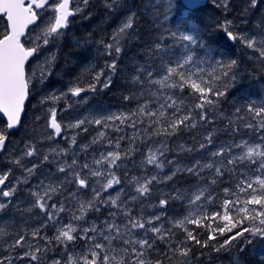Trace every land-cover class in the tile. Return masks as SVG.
<instances>
[{"label": "snow or ice", "instance_id": "1", "mask_svg": "<svg viewBox=\"0 0 264 264\" xmlns=\"http://www.w3.org/2000/svg\"><path fill=\"white\" fill-rule=\"evenodd\" d=\"M89 2L90 0H77L76 6L72 8L70 7L72 0H57L54 4L50 3V0H0V14L6 17V27L0 32V113L6 117V126L0 127V152L6 150L10 131L21 122V113L31 80L38 79L42 83L51 76L56 57L53 54L36 63L30 75L25 71L26 62L29 58L38 56L45 46L63 36V30L67 29L71 23L69 18L82 13L84 8L89 6ZM261 5H264V0H246L242 16L247 17L253 10L260 9ZM104 6L109 10L128 7L122 4V0H105ZM210 6L220 9L225 14L224 20L218 21L216 25L222 35L228 41L238 42L258 54L256 59L264 63V13L255 21L250 31L242 32L234 31V21L227 18L226 14L230 11L231 0H211V5L205 3L204 0H166L164 5L158 3L157 0H146L143 5L145 13H151L158 28L162 29L153 51L159 57L165 71L157 78L154 77L151 66H139L138 75L133 79L142 84L159 85L160 89L169 91L167 93L151 91L148 93L150 98L138 104L132 112L113 113L91 119L85 117L63 128L61 123L57 122L55 109H49L48 127L54 132L47 134L48 140L61 136L62 132L67 129H81L86 123L102 126L104 129H111L117 133L124 131L121 125H126L133 130V133L127 137L118 136L113 140L108 137L106 131H98L91 144L107 140L108 146L113 150L100 152L98 158L93 157L91 164L88 162L80 164L75 158L76 152L73 151L71 162L66 161L58 166L57 171L60 173L71 172L74 179L67 180V183L75 182L78 190L91 187L92 196L87 200L79 199L75 192L69 194L76 200L78 207L65 208L63 201L59 206L55 202L49 205L48 201H52L54 196L62 195L61 189L65 181L58 184L51 182L44 184V181H40L36 185L39 191H32L30 195L36 198L33 207L45 213L47 220L32 230L31 236L33 239L37 237L43 239L45 244L41 247L29 243L27 231L23 234L16 233L14 239L7 244L5 251L9 253L16 252L17 249L21 251L16 252L15 256L9 254L0 257V264H14L15 259L35 261L39 264L41 255L38 254L47 255L49 252L53 253L50 257L51 264H164L165 260L173 258H176L179 264H190L193 245L201 249H211L208 253L210 256L211 253H230L234 242L240 241L241 238L243 243L238 249L240 253L244 252L246 245H252L257 241L264 243V211L248 207L253 205L264 209V104L259 107L253 103L247 104L246 112L251 119L239 115L242 111L239 107L235 109V120L232 117H226L234 137L240 132L242 126L249 130L247 134L254 139H245L243 136L239 140L233 138L231 143L221 144L214 151L209 152L210 159L207 162L202 163L196 160L190 166H181L166 157L169 151L167 139L177 135L181 130L191 131L198 125L205 127L214 122L210 113L219 109L221 99L227 97L230 85L236 80L234 70L238 68V62L235 59L227 61L217 59L215 66L207 73L203 68L195 67V70H192L189 67L202 62V58H197L198 50H204L205 55L209 57L213 51L211 45L203 39L202 22L198 17V13ZM40 10L53 12L49 22L42 28L37 23L41 19ZM177 14L179 23L173 30L167 26V22ZM136 18V11L129 7L128 14L114 30L110 42H101L107 55L112 57L111 62L105 64V69L109 71V74L106 75L104 69L96 72L93 75L94 83L89 85L88 90L96 91L97 83H102L103 88L111 86V74L115 73L116 60L123 51L121 42L134 31ZM29 25H36L39 31L34 35H26ZM203 28H207V25H203ZM22 38L25 39L22 40ZM166 41H171V43H166ZM26 43L29 46H26ZM173 49H183L184 54L174 60L166 59V57L173 56ZM86 70L91 71V68ZM141 75L145 77L144 80L141 79ZM102 76L105 77L104 81H101ZM185 88L198 94L199 101L188 110L180 107L183 100L178 101L174 91L179 90L183 93ZM68 91L73 96H79L85 89L74 86ZM144 95L145 93L141 92V96ZM59 98L55 95L48 97L53 102ZM125 99L130 98L125 97ZM169 109H171L170 112ZM82 130L86 132L87 128ZM214 135V130L207 131L199 143V148L207 149L213 145ZM153 138H157L158 146L147 147V154L141 161V165H152L162 172L166 162L173 166L170 174L161 176L158 172L150 177H133L129 181L134 185L135 194L132 195L125 192L123 188L115 189L114 185H120L122 181L113 169H119L125 160L139 151V144L148 145V141ZM125 139L129 143V148L122 152L119 149L121 141ZM76 144V135H72L70 146ZM88 147H90L89 144L81 145V150H86ZM178 148L182 152L193 151L192 148H185L182 144L178 145ZM69 150L51 148L50 153L60 156L67 154ZM37 155L38 150L35 144L28 143L25 144L22 153L11 161L26 173L22 180L17 181L18 183L27 184L29 179L36 174L39 165L33 163L31 167H27L24 160ZM42 161H49V155H43ZM250 166H255V168ZM205 170L212 174L211 184H216L218 180L222 181L226 174L235 181L234 187L237 191H233L231 187L223 188L226 197L231 195L236 196L237 199L225 198L222 203V214L220 211H213L211 214L207 212L203 207V201L211 202L213 197L211 194L206 195L207 189L199 186H194L191 192H181L176 189L174 194L159 200L158 207L161 209H166L171 200L187 201L188 214L182 219L170 220L171 227H166L162 222L165 216L163 211L159 214L153 213L148 217H145L142 211L133 214L132 206L143 198L151 196V186L154 182L170 181L179 172L200 177ZM10 172L11 169L0 174V196L4 198L14 196L17 190L15 186L4 190L3 186ZM89 177L96 178L97 186L90 185ZM109 189H113L116 195L109 194L105 198L103 193ZM237 192L245 196L243 201L240 200ZM241 204L243 206H240ZM105 205L108 206L109 211L99 224L92 222L83 226L79 223H87L86 217L89 212L99 213L101 207ZM7 206V203H0V212H3ZM232 209H235L238 215L242 214L240 219L234 218L231 214ZM63 212H69L71 218L67 223L57 227L59 214ZM253 212L255 215L251 214ZM257 219H259L257 226L241 227L245 220L255 221ZM217 220L223 223H217L215 228L211 223H204ZM49 222L56 227V235L41 236V229L46 228ZM188 224L195 225L197 228L205 227L208 231L207 239L198 238L199 234H194L193 230L186 227ZM174 228H179L186 234L185 239L177 241L175 245L172 244L173 238L176 237ZM234 229L238 230L234 232ZM217 234L224 239L219 241ZM78 239L84 243L81 245V250L77 252L73 250V247ZM212 241L217 242L212 244ZM160 244L166 245L165 251H160ZM153 253L156 255L153 256ZM200 255L204 256L205 253L201 252ZM231 258L234 264H238V256L233 254ZM261 264H264V261Z\"/></svg>", "mask_w": 264, "mask_h": 264}, {"label": "trees", "instance_id": "2", "mask_svg": "<svg viewBox=\"0 0 264 264\" xmlns=\"http://www.w3.org/2000/svg\"><path fill=\"white\" fill-rule=\"evenodd\" d=\"M90 1L91 2L89 3V6H88L89 10L85 11V14H83V15H85L86 18L85 17L83 18V16H82V19L79 21L80 22V25H79L80 28L78 27V24L76 26L72 27L67 39H65L66 42L59 43L58 52L56 54V59L54 61V66L52 68V74H51V77L56 79V81H54L55 85L61 86L62 88H68V89L71 88V87H74V86H79V87H83V88L85 87L84 89L86 90V89H88L90 84L94 83L92 75H94L96 73L95 72L96 68H98L96 70L97 72L101 70V68L99 69V67H100L99 61H97L98 60V55L101 53V49L103 47L101 42L103 41V42L107 43L108 41H110V38H111L114 30L121 23L119 21V19H117V17L115 16V11H116L117 14L118 13H122V11L125 12L126 14H128L129 7H132V10L136 11V13H137V18H136V23H135V26H137V31L134 32L135 31V28H134V31L131 32V35L121 42L122 45L127 46V51L129 50L128 51L129 54H128V52H126V55H122L123 57L119 56L120 58H118V61H117V68H116V71H115V73L113 75V78H112L113 81L111 83V86L107 89L106 94H102L103 96L100 95V97H103V98H99V103L101 105L102 104L104 105V103L102 102V101H104L103 99L109 98L108 105H110L109 107H110V109L113 112H116L118 114H120V113H129V112L134 111L137 108L138 104L144 103L145 99H149L150 97H149L148 93H150L151 91H157V92L163 91V92L167 93L169 90L160 89L159 85H148L147 83H143L142 84V83H139L137 81H134V79H133V77L138 75V72H137L136 69H138L139 66H151L152 69H153V75L156 74V75H154V77H157V78L160 75H162L164 73V71H165V70H163L164 67L161 66L159 57L153 51L154 44L158 40V37L161 34L160 32H162V29L158 28V25L155 22L154 16L151 13H149V14L145 13L143 5L146 2V0L145 1L144 0H122V4H124V5L128 6V7H121L118 10H115L114 12L113 11L109 12V9L107 10V8H105V10H102V12H99V13L96 11V7H94V8L92 7L93 5H95L96 1L95 2H94V0H90ZM157 2L160 3L161 5H164L166 3V0H157ZM92 3H94V4H92ZM245 3H246V0H241V1L240 0H231V8H230V11H229L230 13L228 12L226 15H227L228 19H231V20L234 21V31H242V32L243 31H250L251 28L253 27L255 21L259 18V15L264 13V5H261L260 9L253 10V12L249 13L247 17L242 16V10H243V6H245ZM208 4L211 5V0H208ZM91 8H93V9H91ZM219 11H221V10L210 6L205 11H203L201 13H198V17H199V19L202 22V31L204 33L203 39H205L207 41V43L211 45V48L213 49V51H212V53H211V55L209 57V56L205 55V51L204 50H198L197 58H202V62L199 63L200 65L198 64L196 66L199 67V68H203L205 70V72L206 71L210 72L212 67L215 66V61L217 59H222L224 61H227V60H230V59H235V60H237V62L240 61L241 64L238 62V68H236L234 70V71L237 70L235 72L236 75H237L236 76V80H235V82L232 85H230L229 94L227 95V97L221 99L220 106H219V109H218L219 111L217 110V111H214V112L210 113V116L213 118L214 122L212 124H209V125L205 126V127H199V125H198L197 128L192 129L191 131L181 130L177 135L167 139L168 143L170 142L169 144H167L169 149L172 151L173 154H175V157L177 156V158H178L177 160L180 161V162L188 163L189 161L191 162L193 160H201L202 163L203 162H207L210 159V156L208 155V153H209L208 151L215 150L221 144L231 143L233 141V138H235L236 140H239L241 136H243V137H252V136L247 134L249 130L244 129L242 126L240 128V132L238 134H236L235 137H234L233 134L231 133V126H229V124H228V119H225V118L226 117H232V118H234L233 120H235V116H234L235 109L237 107H239V108L242 109V111H241V113H239V115H243L247 119H251V117L246 112L247 104L253 103L257 107H259L261 104H264V63H261L259 60L256 59V56L258 54L253 53L250 49L245 48L240 43L237 42V43L229 44L227 42L226 37L222 35V33L219 31V29L216 26L217 25L216 23L218 21L222 22L224 20L223 18H225V14L222 13V11L221 12H219ZM219 14H220V16H219ZM229 15L231 17H229ZM175 17H176L177 20L175 19ZM82 20H84V21H82ZM245 20L247 22H245ZM90 21H91V23H90ZM96 21H98V22H96ZM83 22H85V23H83ZM178 23H179V20H178V14H177L176 16H173L167 22V25H168V27H170L173 30H175V28H176ZM115 24H116V26H115ZM205 24L207 25V28H203V25H205ZM95 25H96V27H95ZM98 25L99 26L102 25V26L99 27ZM92 26H93V29H92ZM87 27H89V29ZM113 27H114V30H113ZM98 28H99V30H98ZM89 30H90V32H89ZM99 31H102V32H99ZM88 39H90V40H88ZM101 39H103V40H101ZM94 41H96V43ZM75 43H76V45H75ZM166 43H169V42L166 41ZM170 43H171V41H170ZM71 45L73 47H71ZM131 45H133V46H131ZM65 49H66V51H65ZM236 49L239 52L236 51ZM71 51H73V53ZM183 52H184L183 49H173V53H174L173 56L166 57V59L173 60L176 57L184 54ZM86 53H88V54H86ZM96 53H98V54H96ZM60 54H61V56H60ZM76 55H78V56H76ZM242 55H243V57H242ZM72 57H74V58H72ZM155 57H156V59H155ZM239 57H241V58H239ZM247 57H249V58H247ZM89 58H91V59H89ZM129 58H131V61L128 60ZM141 59H143V60L141 61ZM204 60H205L206 63L204 62ZM81 61H83V63ZM89 61H90V63L87 64V62H89ZM133 63H135L136 65L133 64ZM158 63H159V65H158ZM254 63H256V64H254ZM66 65H68L67 68H66ZM203 65H205V66H203ZM196 66H189V67H191L192 70H195ZM252 67L254 69H256V68L257 69L253 70ZM86 68H88V69L91 68V72L85 70ZM249 68H250V70H249ZM63 70L65 71L66 74L64 73ZM79 70H82V71H79ZM129 70L131 71V73H130ZM247 71H249L250 74ZM79 73H80V75H79ZM92 73H94V74H92ZM63 74H64V76H63ZM70 74H73V75H70ZM74 74L75 75L78 74V75L75 76ZM217 74H219V70H217ZM70 76L73 77L74 79H72ZM241 76H243V77H241ZM88 77H89L90 81H89ZM61 78H62V80H61ZM75 78H76V80H75ZM77 78H79V79H77ZM141 79L144 80L145 77L143 75H141ZM64 80H66L65 81L66 83L64 82ZM61 81H62V84H61ZM224 83H227V81H224ZM127 84H129V85H127ZM63 85H65V86H63ZM114 85H116V86H114ZM99 86H100V83H97L96 88H98ZM118 87L121 88V89H119ZM129 87H130V89H129ZM259 89H260V91L258 92L257 90H259ZM252 90H253V92L256 91V93H253ZM126 91H128V92H126ZM174 91H175V96L178 98V101L180 99L183 100V104L180 105V107L182 109H184V110L192 109L193 106L196 103L199 102L198 99H197L198 94L193 93L192 90L189 89V88H185L183 93L179 92V90H174ZM141 92H144L145 95L141 96ZM120 93H122V94H120ZM113 94H114V96H113ZM252 94L253 95L255 94V96H253ZM130 95H131V97H130ZM111 97L113 99H111ZM124 97H129L130 99H125ZM254 97H256V98L254 99ZM226 98L229 99V100L227 101ZM101 99H102V101H101ZM234 101H235V104H234ZM121 102H123V103H121ZM223 103H225L226 105L223 104ZM121 104H123V105H121ZM117 105L119 106V110H118V106ZM153 107H155V105H153ZM170 111H171V109H169V112ZM215 113H216V115H215ZM231 113H233V114H231ZM117 123H119V122H117ZM0 127H3V126H0ZM121 127H124V126H121ZM139 127H143V126H139ZM213 130L215 132L214 144L209 146L207 149L198 148L199 147V143L202 141L203 136L207 133V131H213ZM107 134H108L109 138L113 136V133H111V131H107ZM113 138L115 139V136H113ZM156 140H157V138H153V141L155 143H156ZM151 141L152 140H150L148 142H151ZM101 142L104 143V142H107V140H104V141H101ZM122 142H124V141L122 140L121 143ZM102 143H98L97 146H99V147L95 146L94 149H96V150L101 149L102 146H100V145ZM181 144L184 145L185 148H192L193 151L192 152H182V151H180L179 148H178V145H181ZM120 147L122 148V149L120 148V151H123V150L128 149L129 146L125 147V149H124V146H122V145H120ZM104 148H106V147H104ZM142 152H143V150H142ZM196 153H199V154L196 155ZM203 157H204V159H203ZM250 167L251 168H255V166H250ZM245 171H247V170L245 169ZM183 175H185V177ZM177 176H178V178H177ZM211 176H212V174L209 171L204 175V177L202 179H200L201 176L197 177V176H193L191 174L188 175V174H185V173H181V174L177 173V175L175 176L176 178L173 177V179L171 180L172 182L171 181H170V183L168 182L169 187H168V184L166 183V185L164 184V186L162 188L156 189V192L160 191V192H163V193L174 194L176 189H179L182 192H189V190L192 187L198 186V185H200V183H206L205 186H208V188L210 189L213 197H216L215 200L213 199V202H212L213 208H216L214 206L216 200H223L225 198H227V199L230 198L229 197L230 195L227 196V197L225 196V194L223 192V188L224 187H231L233 189V191H237V190L234 187L235 181L231 177H229L227 174L225 175V177L223 178L222 181L218 180L216 184H211ZM188 178L192 179V181L190 179H188ZM180 180H184V181H180ZM186 182L188 184H186ZM164 188L167 191H165ZM160 189H162V190H160ZM160 192H158V193L160 194ZM238 193L239 192H237V194ZM241 195H242V198L245 199V196L243 194H241ZM156 197L158 198V196H156ZM164 198H166V197H164ZM176 201L177 200L174 201V204L176 203ZM174 206L172 208L176 212L173 211V214L174 213L175 214L184 213V211L182 210V208H180V206H175L176 208ZM250 206H253V205H250ZM203 207L205 209L207 208V212L209 213V211H210L209 208L212 207V206L203 205ZM168 208H170V207H168ZM260 210L264 211L262 209H260ZM231 214L234 216L235 219L237 217L241 218V216H242V215L238 216V214L235 211H233V210H231ZM204 223L205 224L211 223L212 227L215 228L217 226V223L222 224L223 222L217 220L216 222L205 221ZM186 227L189 228L190 230H193L194 234H199L198 238H200L202 240L207 239L208 231L206 230L205 227L197 228L195 225H192V224H188V225H186ZM173 231L176 233V237L173 238L174 240H172V244L175 245V243H177V241L183 240V238H185L186 234L179 228H174ZM233 231H236V229H234ZM183 234L185 236H182ZM226 235H230V233H226ZM245 235L247 236V234H245ZM217 237H218L219 241H222L224 239V237H221L218 234H217ZM177 238H179V239H177ZM216 242L217 241H212L211 243L215 244ZM189 243L191 244L192 242H189ZM242 243H243V240L241 238L240 241L234 242L232 250H231L230 253H220V254L211 253L210 256L208 255V253L211 252V249H201L199 246L193 245V249L194 250H193V253H192V256H191L190 264H205L206 261H208V263H206V264H234V263H232L234 261L231 258L233 256V254L238 256V258H239L238 259V264H261V262L264 261V243H261V242L257 241L253 245H246L244 252H242L240 254L238 249L241 247ZM164 247L166 248V245L165 246H164V244L160 245V251L161 252L164 251V249H165ZM247 250H249V251L247 252ZM255 250H257V251L255 252ZM201 252H204L205 255L201 256L200 255ZM251 254H253V255H251ZM154 255H155V253H153V256ZM242 257H243L244 261L242 260ZM160 258L163 259V257H160ZM164 264H179V263H178V260L176 258H173L172 260H165Z\"/></svg>", "mask_w": 264, "mask_h": 264}, {"label": "rangeland", "instance_id": "3", "mask_svg": "<svg viewBox=\"0 0 264 264\" xmlns=\"http://www.w3.org/2000/svg\"><path fill=\"white\" fill-rule=\"evenodd\" d=\"M76 3H77V0H75V2H74V7L76 6ZM104 4L105 3H102V5H101V7H103V10L106 8L104 6ZM87 10H88V7L86 8V11ZM112 11L114 12L115 10H112ZM109 12H111V10H109ZM126 15L127 14L123 13V11H122V13H118V14L115 11V16L116 17L118 16L117 19H119L120 22L125 18ZM52 16H53V12L51 10H47L44 13V15H43V20H42V22L40 24V28L44 27L45 24L49 22V20L51 19ZM37 31H39V28H37L36 30H34L30 34L34 35L35 32H37ZM61 37L58 40H56L54 43H52V44H50L48 46H45L41 50V52L38 54V56L35 57V59L32 61L31 66L29 68V73H28L29 75L31 74V69L33 67H35L36 63H38L39 61L44 60L47 57H50L53 54L56 57V54H57L58 50H55V48L52 49V45L53 44L54 45L57 44L60 41ZM108 42H110V41H108ZM123 52L124 51H122L120 56H122ZM99 56L101 58L105 57V58H111L112 59V57L107 55L105 50H102L101 53L99 54ZM48 78L50 80H52V81L54 80V79L51 78V76H49ZM48 78L46 80H44L42 83L39 82L38 79H32L31 80V82L29 84V87H30V89H32V96L33 95H35V96H34L32 104L30 106L29 116L27 118V121L24 123L23 127L21 128V130L17 134L16 139L14 141L11 140L9 142V144L7 145V148H6L7 149V153L4 156L6 159L8 158L7 160L10 162V164L12 166L9 167V168H5V167H1L0 168V174L8 172L9 169H11V172L9 174V176L13 180L11 187L15 186L16 189L17 188L20 189V191H18L19 189L16 190V194L14 196H12L13 200L11 202H10V198L11 197L9 198L8 207H7L8 212L6 213L5 226L2 229H0V240L2 241V242L0 241V257H2L1 253H5L6 252L4 249L6 248L7 244L10 243L12 241V239H14V234H16V233L23 234L25 231H27L28 232L27 241L29 243H31L33 245H36V246H41V247H43V245L45 244V241L43 239H40L39 237L33 239L32 236H31L32 230H34L35 228L39 227L44 221L47 220V216H46L45 213L41 212V210L39 208L33 207L36 198L33 197L32 195H30V193L32 191H34V190L35 191H39V189H37V187L35 186V185L39 184V179H40V181H44V184H48L49 182H51L53 184H58L59 182L65 181L64 187L61 189L62 195L61 194H57L56 196H54L52 201H48L49 205H51V203L55 202L59 206V204L63 200L65 208L78 207L76 200L73 199L69 194L75 192L79 199L87 200V199L91 198V196H92L91 187H89L88 189L78 190L77 184L75 182H72V183H67L66 182L67 180H73L74 179L72 174H71V172H69L67 174L66 173H60V172L57 171L58 166L64 164L66 161L68 163H70L71 160L73 159V155H72L73 151L76 152L77 155H76L75 158L78 160V162L80 164H83L84 162H88V163L91 164L94 156L98 158L100 152H106V151L110 150V149L106 150V148H104V147H108V144H106L107 142H104V143L101 144L103 149L102 148L100 150L98 149L99 152H97L98 150H96L94 148L91 149L90 148L91 145H90V147H88L89 149L87 148L86 150H82V152H81V145H84L85 143L84 144L77 143L76 145H71L70 146V138H71V136L72 135H76V136L78 135L77 129H69V130L67 129V131L62 133V137H61L60 140H54V139L48 140L46 138L47 134L50 133L48 131V127H47L48 121H49V118H50L49 109H52V108L55 109V111H56V119H57V121L59 123H61L62 128L64 126L68 125V124L75 123L79 119H84L85 117H88V118L91 119V118H94V117L95 118H100L102 116H106L107 114L108 115L112 114V113H109V112H102V111H100V112L95 111L94 112V108L90 105V103H88V102H90L88 100H90L91 97H85V100H84V98L75 99V98L72 97V94L70 92H68V93H66L65 91L61 92L62 90L60 88L59 89H52V88L48 89V87H47ZM104 79H105V77H103V79H101V81H104ZM44 91H45V93H44ZM51 92H52V94H51ZM52 95H55V96L60 97V98L57 101L53 102L51 99H48V97H50ZM84 95L85 94L83 93L82 96H84ZM37 98H39V99H37ZM37 100H40V102L37 101ZM46 100L48 101V103L46 102ZM42 102L43 103L46 102V103L43 104ZM62 102H63V104H62ZM70 103H72V104H70ZM57 104H60V105H57ZM54 105H57V106H54ZM70 112H73V113H70ZM74 112H75V114H74ZM92 116H94V117H92ZM92 126H94V127L92 128ZM96 126L97 125H95V124H87L86 123L85 125L82 126V128H87L86 132H89V131L95 132L92 129L96 128ZM121 126H125V125H121ZM99 128H101V131H106V132L107 131H111V133H113V136H115V138L118 137V136L127 137V136L132 135V133H133L130 130L125 129V128H123L125 130L123 132H120V133L112 131L111 129H104L101 126ZM98 131H100V129L96 130L95 137L97 136ZM86 132L84 133L85 135H86ZM79 136L76 137V139L77 138L83 139V137L81 138ZM113 136L110 137V138L114 139ZM84 138L87 140L86 137H84ZM245 139H254V137H248V138L246 137ZM123 141H126V143L125 142L124 143H125L126 147H128L129 143H128L127 139H125ZM28 143H34L35 144V146H36V148L38 150V155L25 159L24 160V164L27 167H31L33 163H36V164L39 165V167L36 170V174L34 176H32L33 178L29 179V181H30V182L28 181L29 183H27V184L18 183L17 181L18 180H22L23 177L26 175V173L23 171V169L21 167H19L18 165L12 163L11 161L22 153L25 144H28ZM87 144H89V142H87ZM148 146H158V145L153 140L151 142H148V145L139 144L140 153L142 152V150L144 152V153H142V160L144 159V156L147 154V147ZM51 148H58V149L67 148V149H70V150H69V152L67 154H63V155H60V156H53V154L50 153V149ZM111 150H113V149H111ZM212 151H214V150H212ZM208 152H211V151H208ZM167 153L170 154V155L166 156L168 160H173L174 163H178L181 166H190L192 164V162L196 161V160H194V161H191V162H188V163L180 162L177 159H175V158L173 159L172 158V156H175V154H173L170 149H169V151ZM136 154H137V152H135L133 155H136ZM43 155H49V161H42V156ZM132 156H130L128 158V161L125 160L123 162V164L120 167L121 170L124 169L125 166H128L129 164H133L131 162L136 160V158L138 157V156H135V157L133 156L134 159H132ZM161 159H162V157H161ZM52 161H55V162H52ZM118 163H120V162H118ZM136 166H137V168L136 167H131L129 172L130 173H134L135 170L137 171V169H139V170H141V172H145L144 174H149V175H147L148 177L154 175V174H152L153 171H156L155 173H158V172L160 173L161 172L160 170L155 169L154 166H152V165H144V166H142L141 162H139L138 160H136ZM165 166H166V168L164 167L163 171L160 173V175L162 174V176L166 175L167 173L170 174L169 171H171V169L173 167L172 165H168L166 162H165ZM93 167H96V166L93 165ZM77 170H79V169H77ZM131 170H133V171H131ZM148 170L151 171L150 172L151 174L148 173L149 172ZM84 171L87 172V170H84ZM207 172H208V170H205L204 172H202L200 174V175H202L201 177L203 178L204 175ZM179 173L181 174L183 172H179ZM185 174H187V173H185ZM117 176L120 179L124 178L120 174H118ZM31 179L32 180L34 179V180L32 181ZM95 180H96V178L89 177V183L93 187L97 186L95 184ZM17 184H19V185H17ZM157 185H158V183H157ZM205 185H206V183H200V185H198V186L199 187H204V188L207 189V191L205 193L206 195H208V194L212 195V193H211L210 189L208 188V186H205ZM132 186H133V190H134V185L132 184ZM114 188L115 189L123 188L124 191H125V187L122 186L121 184L120 185H114ZM193 190H194V187H192L189 190V192H191ZM158 192H160V191H158ZM158 192H156V191L154 192V194L156 196H158V198H160L161 196L162 197H166L167 195L169 196L171 194V193L167 194V193H163V192H160V194H159ZM109 194L115 196L116 192L113 189H109V190H107V192L103 193V196L106 198ZM237 195L239 196L240 200L243 201L241 193H238ZM212 197H213V195H212ZM229 197H230L229 198L230 200H236L237 199L236 196H231L230 195ZM215 198L216 197H213L214 200H215ZM213 199H212L211 202L203 201V205L212 206V207L209 208V210H210L209 213L210 214L213 211H220L221 214H222V212H223L222 203H223L224 199L223 200H216V202L214 204V206L216 208H213V205H212ZM177 202H178L177 204H182L181 208L184 211V213H177V214L174 213L173 214L174 210L171 207L168 208V209H161L159 207H153V206L145 207L141 211L143 212V215L145 217L151 216V215H153V213L158 214L156 209L158 210V212L163 211L165 213V216H164V218H162V222L165 224L166 227H171V224L169 223L170 220L182 219L185 215L188 214L187 201L186 200H177ZM19 206H21V207H19ZM240 206H243V205L241 204ZM248 207L250 209L251 208H256L257 211H260L259 206H248ZM20 208H21V210H20ZM22 208H23V210H22ZM206 210H207V208H206ZM232 210L236 212L235 209H232ZM262 210H264V209H262ZM108 211H109L108 206H106V205L102 206L101 207V211L99 213L89 212L88 216L86 217L87 223H83V222H79V223H82L83 226H87V224H90L92 222H96L97 224H99L100 221L103 220L107 216ZM141 211H139V212H141ZM8 214H10V215H8ZM251 214L255 215V212H253ZM240 215H242V214H239L238 216H240ZM69 217H70V213L69 212L60 213L59 214V223L56 226L60 227L63 224L67 223L70 220V218H71V217L70 218ZM236 219H240V218L237 217ZM258 223H259V219L255 220V221L245 220L244 224L241 225V227H254V226H257ZM237 230L238 229H236V231ZM40 234H41V236L53 237L54 235H56V227H53L52 226V222H49L48 226L46 228H42L41 229V233ZM83 243H84V241L78 239L75 242L76 248L73 249V250L77 251V252L80 251L81 250V245ZM19 251H21V250H19V249L16 250V252H19ZM16 252H11V253L6 252V254L7 255L11 254V255L15 256ZM38 255H41V260L39 261V264L44 263L43 262L44 259L42 258L43 254H38ZM47 255H51L52 256L53 253L49 252ZM45 263L46 264H51L50 257L47 258V261L45 260ZM14 264H37V262H35V261H31L30 262L28 260L21 261L19 259H15L14 260Z\"/></svg>", "mask_w": 264, "mask_h": 264}, {"label": "bare ground", "instance_id": "4", "mask_svg": "<svg viewBox=\"0 0 264 264\" xmlns=\"http://www.w3.org/2000/svg\"><path fill=\"white\" fill-rule=\"evenodd\" d=\"M96 1V3H95V5H93L92 7L94 8V7H96V11L99 13V12H102V10H103V7H101V5H102V3H105V0H94V2ZM145 1V0H144ZM241 1V0H240ZM141 3V2H140ZM92 4H94V3H92ZM128 4V3H127ZM132 4V3H131ZM244 7V6H243ZM93 8H91V9H93ZM89 10V9H88ZM105 10V9H104ZM108 10V9H107ZM262 10V9H261ZM95 11V12H96ZM112 11V10H111ZM106 12V11H105ZM219 12H221V11H219ZM123 13H125V12H123ZM230 13V12H229ZM260 13V12H259ZM93 14V13H92ZM126 14V13H125ZM144 14V13H143ZM223 15V14H222ZM92 16V15H91ZM219 16H220V14H219ZM260 16V15H259ZM118 17V16H117ZM229 17H231L230 15H229ZM146 18V17H145ZM203 18V17H202ZM82 19V18H81ZM123 19V18H122ZM139 19V18H138ZM152 19V18H151ZM175 19H176V17H175ZM222 19V18H221ZM224 19V18H223ZM93 20V19H92ZM107 20V19H106ZM148 20V19H147ZM177 20V19H176ZM175 20V21H176ZM82 21H84V20H82ZM116 21V20H115ZM120 21V20H119ZM140 21V20H139ZM146 21V20H145ZM174 21V20H173ZM96 22H98V21H96ZM106 22V21H105ZM210 22V21H209ZM83 23H85V22H83ZM82 23V24H83ZM90 23H91V21H90ZM108 23V22H107ZM106 23V24H107ZM113 23V22H112ZM118 23V22H117ZM142 23V22H141ZM206 23V22H205ZM94 24V23H93ZM105 24V23H104ZM110 24V23H109ZM139 24V23H138ZM217 24V23H216ZM79 25H80V22L78 23V27H79ZM86 25V24H85ZM91 25V24H90ZM89 25V26H90ZM172 25V24H171ZM206 25V24H205ZM99 26V25H98ZM100 26H102V25H100ZM99 26V27H100ZM108 26V25H107ZM106 26V27H107ZM115 26H116V24H115ZM168 26V25H167ZM95 27H96V25H95ZM112 27V26H111ZM80 28V27H79ZM88 29H89V27H87ZM102 28V27H101ZM150 28V27H149ZM210 28V27H209ZM92 29H93V26H92ZM97 29V28H96ZM95 29V30H96ZM106 29V28H105ZM154 29V28H153ZM98 30H99V28H98ZM101 30V29H100ZM103 30V29H102ZM113 30H114V27H113ZM93 31V30H92ZM107 31V30H106ZM109 31V30H108ZM137 31V26H135V31L134 32H136ZM155 31V30H154ZM78 32V31H77ZM89 32H90V30H89ZM98 32V31H97ZM99 32H102V31H99ZM208 32V31H207ZM82 33V32H81ZM80 33V34H81ZM86 33V32H85ZM84 33V34H85ZM104 33V32H103ZM161 33V32H160ZM83 34V33H82ZM99 34V33H98ZM101 34V33H100ZM105 34V33H104ZM107 35V34H106ZM89 36V35H88ZM87 36V37H88ZM97 36V35H96ZM105 36V35H104ZM138 36V35H137ZM86 37V38H87ZM92 37V36H91ZM95 38V37H94ZM98 38V37H97ZM101 38V37H100ZM99 38V39H100ZM67 39V38H66ZM96 39V38H95ZM156 39V38H155ZM85 40V39H84ZM88 40H90V39H88ZM101 40H103V39H101ZM227 40V39H226ZM64 42H66V41H64ZM63 42V43H64ZM74 42V41H73ZM76 42V41H75ZM90 42V41H89ZM88 42V43H89ZM95 43H96V41H94ZM98 42V41H97ZM129 42V41H128ZM169 43H170V41H168ZM227 42L229 43V44H233L232 42H230V41H228L227 40ZM132 43V42H131ZM71 44V43H70ZM129 44V43H128ZM75 45H76V43H75ZM90 45V44H89ZM94 45V44H93ZM237 45V44H236ZM70 46V45H69ZM131 46H133V45H131ZM71 47H73L72 45H71ZM75 47V46H74ZM93 47V46H92ZM122 47H123V54L122 55H126V52H128L127 51V46H125V45H122ZM70 48V47H69ZM77 48V47H76ZM71 49V48H70ZM74 50V49H73ZM65 51H66V49H65ZM77 51V50H76ZM96 51V50H95ZM181 51V50H180ZM236 51H238L237 49H236ZM72 53H73V51H71ZM93 52V51H92ZM239 52V51H238ZM241 52V51H240ZM67 53V52H66ZM138 53V52H137ZM184 53V52H183ZM78 54V53H77ZM86 54H88V53H86ZM90 54V53H89ZM96 54H98V53H96ZM128 54H129V52H128ZM182 54V53H181ZM82 55V54H81ZM183 55V54H182ZM60 56H61V54H60ZM76 56H78V55H76ZM101 56V55H100ZM99 55H98V60L97 61H99V64H100V67H99V69L101 68V69H104L105 70V74L106 75H108L109 74V71L107 70V69H105V64L106 63H110L111 62V58H105V57H103V58H101ZM128 56V55H127ZM137 56V55H136ZM234 56V55H233ZM69 57V56H68ZM82 57V56H81ZM88 57V56H87ZM96 57V56H95ZM123 57V56H122ZM144 57V56H143ZM215 57V56H214ZM242 57H243V55H242ZM72 58H74V57H72ZM85 58V57H84ZM97 58V57H96ZM120 58V57H119ZM135 58V57H134ZM145 58V57H144ZM207 58V57H206ZM213 58V57H212ZM236 58V57H235ZM239 58H241V57H239ZM247 58H249V57H247ZM67 59V58H66ZM82 59V58H81ZM89 59H91V58H89ZM138 59V58H137ZM155 59H156V57H155ZM70 60V59H69ZM86 60V59H85ZM96 60V59H95ZM129 61H131V58H129L128 59ZM127 60V61H128ZM143 59H141V61H142ZM174 60V59H173ZM208 60V59H207ZM239 60V59H238ZM74 61V60H73ZM92 61V60H91ZM117 61H118V59L116 60V64H117ZM120 61V60H119ZM123 61V60H122ZM126 61V62H127ZM149 61V60H148ZM246 61V60H245ZM248 61V60H247ZM254 61V60H253ZM76 62V61H75ZM82 63H83V61H81ZM135 62V61H134ZM144 62V61H143ZM154 62V61H153ZM204 62H205V60H204ZM239 63H240V61H238ZM67 63V62H66ZM88 63H90V61L89 62H87V64ZM92 63V62H91ZM98 63V62H97ZM125 63V62H124ZM141 63V62H140ZM206 63V62H205ZM81 64V63H80ZM93 64V63H92ZM120 64V63H119ZM122 64V63H121ZM133 64H135V63H133ZM132 64V65H133ZM241 64V63H240ZM254 64H256V63H254ZM75 65V64H74ZM73 65V66H74ZM85 65V64H84ZM83 65V66H84ZM96 65V64H95ZM98 65V64H97ZM124 65V64H123ZM128 65V64H127ZM136 65V64H135ZM140 65V64H139ZM154 65V64H153ZM156 65V64H155ZM158 65H159V63H158ZM200 65V64H199ZM243 65V64H242ZM261 65V64H260ZM67 66L68 65H66V68H67ZM81 66V65H80ZM203 66H205V65H203ZM258 66V65H257ZM85 67V66H84ZM97 67V66H96ZM197 67V66H196ZM242 67V66H241ZM74 68V67H73ZM78 68V67H77ZM95 68V67H94ZM123 68V67H122ZM126 68V67H125ZM132 68V67H131ZM253 68V67H252ZM262 68V67H261ZM71 69V68H70ZM86 69H88V68H86ZM85 69V70H86ZM98 68H96V70H97ZM158 69V68H157ZM247 69V68H246ZM257 69V68H256ZM256 69H254L253 68V70H256ZM259 69V68H258ZM74 70V69H73ZM72 70V71H73ZM77 70V69H76ZM95 70V72H97ZM125 70V69H124ZM137 70V69H136ZM155 70V69H154ZM160 70V69H159ZM163 70H165V69H163ZM244 70V69H243ZM249 70H250V68H249ZM64 71V70H63ZM62 71V72H63ZM69 71V70H68ZM75 71V70H74ZM79 71H82V70H79ZM78 71V72H79ZM130 71V70H129ZM237 71V70H236ZM235 71V72H236ZM252 71V70H251ZM258 71V70H257ZM67 72V71H66ZM71 72V71H70ZM76 72V71H75ZM91 72V71H90ZM94 72V71H93ZM94 72V73H95ZM160 72V71H159ZM162 72V71H161ZM207 72V71H206ZM248 73H249V71H247ZM263 72V71H262ZM64 73H65V71H64ZM72 73V72H71ZM87 73V72H86ZM94 73H92V74H94ZM130 73H131V71H130ZM246 73V72H245ZM66 74V73H65ZM89 74V73H88ZM91 74V75H92ZM250 74V73H249ZM258 74V73H257ZM70 75H73V74H70ZM75 75V74H74ZM78 75V74H77ZM77 75H75V76H77ZM79 75H80V73H79ZM84 75V74H83ZM154 75H156V74H154ZM252 75V74H251ZM63 76H64V74H63ZM93 76V75H92ZM237 76V75H236ZM246 76V75H245ZM68 77V76H67ZM71 77V76H70ZM126 77V76H125ZM133 77V76H132ZM241 77H243V76H241ZM249 77V76H248ZM52 78V77H51ZM60 78V77H59ZM58 78V79H59ZM69 78V77H68ZM72 79H74L73 77H71ZM116 78V77H115ZM134 78V77H133ZM52 79H54V78H52ZM57 79V80H58ZM77 79H79V78H77ZM86 79V78H85ZM88 79H89V77H88ZM101 79H103V76L101 77ZM118 79V78H117ZM132 79V78H131ZM61 80H62V78H61ZM70 80V79H69ZM75 80H76V78H75ZM83 80V79H82ZM121 80V79H120ZM54 81H56V79H54L53 80V82ZM66 80H64V82H65ZM87 81V80H86ZM89 81H90V79H89ZM113 81V80H112ZM115 81V80H114ZM71 82V81H70ZM75 82V81H74ZM117 82V81H116ZM258 82V81H257ZM66 83V82H65ZM73 83V82H72ZM81 83V82H80ZM86 83V82H85ZM115 83V82H114ZM140 83V82H139ZM61 84H62V81H61ZM60 85V84H59ZM88 85V84H87ZM118 85V84H117ZM127 85H129V84H127ZM58 86V85H57ZM63 86H65V85H63ZM114 86H116V85H114ZM121 86V85H120ZM246 86V85H245ZM127 87V86H126ZM125 87V88H126ZM83 88V87H82ZM85 88V87H84ZM119 88V87H118ZM49 89V88H48ZM111 89V88H110ZM119 89H121V88H119ZM129 89H130V87H129ZM258 89V88H257ZM47 91V90H46ZM116 91V90H115ZM258 92L260 91V89L259 90H257ZM61 92H63V91H61ZM124 92V91H123ZM126 92H128V91H126ZM252 92H253V90H252ZM44 93H45V91H44ZM49 93V92H48ZM54 93V92H53ZM85 94L83 97H84V100H85V97H91L92 96V94L93 93H97V90L96 91H90V90H88V89H86L85 91H83L82 92V94ZM112 93V92H111ZM116 93V92H115ZM125 93V92H124ZM253 93H256V91L255 92H253ZM51 94H52V92H51ZM61 94V93H60ZM106 94V93H105ZM120 94H122V93H120ZM128 94V93H127ZM231 94V93H230ZM108 95V94H107ZM106 95V96H107ZM251 95V94H250ZM253 95V94H252ZM48 96V95H47ZM103 96V95H102ZM105 96V97H106ZM113 96H114V94H113ZM119 96V95H118ZM117 96V97H118ZM232 96V95H231ZM230 96V97H231ZM253 96H255V94L253 95ZM109 97V96H108ZM130 97H131V95H130ZM258 97V96H257ZM100 98H103V97H100ZM125 98V97H124ZM256 97H254V99H255ZM259 98V97H258ZM37 99H39V98H37ZM89 99V98H88ZM111 99H113L112 97H111ZM227 99V98H226ZM42 100V99H41ZM44 100V99H43ZM104 101H102V99H101V101L104 103V105L106 106V108L107 109H104L100 104H99V102H96L95 103V106H96V108L97 109H99L100 111H102V112H109V113H112L113 114V111L110 109V105H108V100H109V98H105V99H103ZM229 99H227V101H228ZM232 100V99H231ZM37 101H39L40 102V100H37ZM50 101V100H49ZM88 101H90V100H88ZM114 101V100H113ZM238 101V100H237ZM254 101V100H253ZM46 102L48 103V101L46 100ZM46 102H44V103H46ZM52 102V101H51ZM138 102V101H137ZM43 103V102H42ZM43 103V104H44ZM53 103V102H52ZM61 103V102H60ZM69 103V102H68ZM87 103V102H86ZM88 103H90V102H88ZM114 103V102H113ZM119 103V102H118ZM121 103H123V102H121ZM54 104V103H53ZM62 104H63V102H62ZM70 104H72V103H70ZM111 104V103H110ZM223 104H225V103H223ZM234 104H235V101H234ZM57 105H60V104H57ZM57 105H54V106H57ZM103 105V104H102ZM121 105H123V104H121ZM120 105V106H121ZM226 105V104H225ZM112 106V105H111ZM115 106V105H114ZM118 106V105H117ZM70 107V106H69ZM123 107V106H122ZM227 107V106H226ZM37 108V107H36ZM77 108V107H76ZM81 108V107H80ZM94 108V107H93ZM116 108V107H115ZM222 108V107H221ZM64 110V109H63ZM69 110V109H68ZM71 110V109H70ZM92 110V109H91ZM118 110H119V106H118ZM121 111V110H120ZM219 111V110H218ZM228 111V110H227ZM42 112V111H41ZM95 112V111H94ZM226 112V111H225ZM71 113V112H70ZM227 113V112H226ZM229 113V112H228ZM67 114V113H66ZM74 114H75V112H74ZM231 114H233V113H231ZM94 115V114H93ZM96 115V114H95ZM98 115V114H97ZM108 115V114H107ZM106 115V116H107ZM215 115H216V113H215ZM74 116V115H73ZM72 116V117H73ZM90 116V115H89ZM101 116V115H100ZM223 116V115H222ZM229 116V115H228ZM92 117H94V116H92ZM36 118V117H35ZM95 118V117H94ZM224 118V117H223ZM37 119V118H36ZM35 119V120H36ZM226 119V118H225ZM234 119V118H233ZM30 120V119H29ZM39 120V119H38ZM221 121V120H220ZM222 122V121H221ZM45 123V122H44ZM34 124V123H33ZM32 124V125H33ZM40 126V125H39ZM126 126V125H125ZM94 126H92V128H93ZM102 127V126H101ZM127 127V126H126ZM91 128V127H90ZM89 128V129H90ZM69 130V129H68ZM91 130V129H90ZM92 130H94V129H92ZM125 130V129H124ZM28 131V130H27ZM128 131V130H127ZM77 132H78V135L76 136V137H78L79 135V137H83V139H81V143L80 144H87V142H89V145H91V149L92 148H94L95 146H97V144H91V141L93 140V138L95 137V135H96V131L95 132H92V131H89V132H86V135L84 134L85 133V131H83L82 129H77ZM82 132V133H81ZM71 133V132H70ZM76 133V132H75ZM92 133V134H91ZM126 133V132H125ZM67 134V133H66ZM128 134V133H127ZM85 135V136H84ZM126 135V134H125ZM30 136V135H29ZM111 136V135H110ZM127 136V135H126ZM84 137H86L87 138V140L84 138ZM248 138V137H247ZM24 139V138H23ZM78 139V138H77ZM46 141V140H45ZM44 142V141H43ZM22 143V142H21ZM100 143H102V142H100ZM170 143V142H169ZM168 143V141H167V144H169ZM18 144V143H17ZM107 144V143H106ZM121 145L122 146H124V149H125V147H126V145H125V143L124 142H122L121 143ZM21 146V145H20ZM101 146V145H100ZM142 146V145H141ZM97 147H99V146H97ZM121 148V147H120ZM129 148V147H128ZM199 148V147H198ZM77 149V148H76ZM89 149V148H88ZM102 149H103V147H102ZM109 149H113L112 147H106V150H109ZM122 149V148H121ZM78 150V149H77ZM100 150V149H99ZM105 150V149H104ZM105 150V151H106ZM120 150V149H119ZM140 150V149H139ZM80 151V150H79ZM124 151V150H123ZM81 152H82V150H81ZM97 152H99V151H97ZM197 152V151H196ZM201 152V151H200ZM199 152V153H200ZM84 153V152H83ZM142 153V152H141ZM194 153V152H193ZM199 153H196V155L197 154H199ZM201 154V153H200ZM206 154V153H205ZM168 155H170L169 153H166V156H168ZM54 156V155H53ZM82 156V155H81ZM134 157L136 156V155H133ZM133 156H132V159H134L133 158ZM206 156V155H205ZM181 157V156H180ZM172 158L174 159H178L177 158V156L175 157V156H172ZM207 158V157H206ZM205 158V159H206ZM8 159V158H7ZM162 159H164L163 157H162ZM192 159V158H191ZM200 159V158H199ZM202 159V158H201ZM203 159H204V157H203ZM136 160H138L139 162H141V159L139 158V157H137L136 158ZM136 160H134V161H132L131 163H133V164H129L128 166H126V170L124 171V172H121V173H119L121 176H123V177H126L130 172H129V170L131 169V167H136L137 168V166H136ZM194 161V160H193ZM201 161V160H200ZM190 162V161H189ZM180 163V162H179ZM193 163V162H192ZM3 167V166H2ZM152 167V166H151ZM18 168V167H17ZM165 168H166V166H165ZM120 169V168H119ZM152 169V168H151ZM2 170V169H1ZM121 170V169H120ZM150 170V169H149ZM148 170V171H149ZM21 171V170H20ZM131 171H133V170H131ZM153 171V170H152ZM169 171V170H168ZM129 172V173H128ZM147 172V171H146ZM151 171H149L148 173H150ZM156 171H153L152 172V174H157V173H155ZM166 172V171H165ZM170 172V171H169ZM134 173H137V174H140V175H142V176H144V177H148L147 175H149V174H144L145 172H141V170H139V169H137V171L135 170V172ZM161 173V172H160ZM164 173V172H163ZM184 173V172H183ZM151 174V173H150ZM168 174V173H167ZM52 175V174H51ZM189 175V174H188ZM161 176H162V174H161ZM164 176V175H163ZM180 176V175H179ZM184 177H185V175H183ZM200 176H202V175H200ZM54 177V176H53ZM191 177V176H190ZM31 178H33V177H31ZM176 178V177H175ZM177 178H178V176H177ZM193 178V177H192ZM181 179V178H180ZM188 179H190V178H188ZM200 179H202V178H200ZM32 180V179H31ZM34 180V179H33ZM32 180V181H33ZM45 180V179H44ZM191 181H192V179H190ZM178 181V180H177ZM176 181V182H177ZM180 181H184V180H180ZM30 182V181H29ZM28 182V183H29ZM39 182H40V179H39ZM172 182V181H171ZM179 182V181H178ZM190 182V181H189ZM170 183V182H169ZM181 183V182H180ZM185 183V182H184ZM36 184V183H35ZM168 184V183H167ZM186 184H188L187 182H186ZM190 184V183H189ZM17 185H19V184H17ZM166 185V184H165ZM183 185V184H182ZM22 186V185H21ZM24 186V185H23ZM29 186V185H28ZM36 186V185H35ZM34 186V187H35ZM175 186V185H174ZM193 186V185H192ZM18 187V186H17ZM32 187V186H31ZM168 187H169V184H168ZM178 187V186H177ZM176 187V188H177ZM182 188V187H181ZM186 188V187H185ZM17 189H19V188H17ZM165 189V188H164ZM163 189V190H164ZM174 189V188H173ZM187 189V188H186ZM160 190H162V189H160ZM185 190V189H184ZM183 190V191H184ZM18 191H20V189L18 190ZM35 191V190H34ZM156 191V190H155ZM154 191V192H155ZM165 191H167L166 189H165ZM182 192V191H181ZM16 194V193H15ZM167 194H170V193H167ZM168 196V195H167ZM166 196V197H167ZM154 197L155 198H157L156 196H155V194H154ZM63 201V200H62ZM175 201V200H174ZM174 201L173 200H171L170 201V204H171V206L173 207L175 204V206H180V208L182 207V204H177L178 202L176 201V203L174 204ZM181 203V202H180ZM15 204V203H14ZM174 206V207H175ZM19 207H21V206H19ZM15 208V207H14ZM176 208V207H175ZM19 209V208H18ZM178 209V208H177ZM20 210H21V208H20ZM22 210H23V208H22ZM12 211V210H11ZM19 211V210H18ZM175 211V210H174ZM7 212H8V210H7ZM176 212V211H175ZM17 213V212H16ZM8 215H10V214H8ZM70 218V217H69ZM37 220V219H36ZM84 223V222H83ZM182 236H185L184 234L182 235ZM186 237V236H185ZM183 238V237H182ZM177 239H179V238H177ZM183 239H185V238H183ZM174 240V239H173ZM1 241V240H0ZM2 242V241H1ZM176 244V243H175ZM238 245V244H237ZM253 245V244H252ZM165 246V245H164ZM165 248V247H164ZM256 248V247H255ZM166 249V248H165ZM165 249H164V251H165ZM253 249V248H252ZM5 250V249H4ZM250 250V249H249ZM249 250H247V252L249 251ZM258 250V249H257ZM257 250H255V252L257 251ZM198 251V250H197ZM196 253V252H195ZM254 253V252H253ZM6 254V252L5 253H1V256L3 257L4 255ZM241 254V253H240ZM7 255V254H6ZM251 255H253V254H251ZM155 256V255H154ZM256 256V255H255ZM194 257V256H193ZM229 257V256H228ZM227 257V258H228ZM254 257V256H253ZM257 257V256H256ZM196 258V257H195ZM201 258V257H200ZM245 258V257H244ZM259 258V257H258ZM175 260V259H174ZM231 260V259H230ZM233 260V259H232ZM242 260H243V257H242ZM176 261V260H175ZM244 261V260H243ZM179 263V262H178ZM193 263V262H192ZM197 263V262H196ZM202 263V262H201ZM206 263H208V261H206ZM205 263V264H206ZM232 263H234V262H232Z\"/></svg>", "mask_w": 264, "mask_h": 264}, {"label": "flooded vegetation", "instance_id": "5", "mask_svg": "<svg viewBox=\"0 0 264 264\" xmlns=\"http://www.w3.org/2000/svg\"><path fill=\"white\" fill-rule=\"evenodd\" d=\"M54 0H51V2H53ZM68 34L65 33L63 34V36L61 37V39L65 38ZM5 152V154H4ZM2 155H0V168L3 166L5 168H9L11 167L12 165L10 164V162L4 157L7 153V149L6 151H4ZM12 182L13 180L11 179L10 176H8V179L7 181L5 182V186L4 187V190H7L8 188H10L12 186ZM9 198H4L3 196H0V203H7L8 205V202H9ZM13 200V197L10 198V202ZM8 207V206H7ZM7 208L3 211V212H0V229H2L4 226H5V219H6V213H7Z\"/></svg>", "mask_w": 264, "mask_h": 264}, {"label": "water", "instance_id": "6", "mask_svg": "<svg viewBox=\"0 0 264 264\" xmlns=\"http://www.w3.org/2000/svg\"><path fill=\"white\" fill-rule=\"evenodd\" d=\"M204 2H205V0H204ZM1 15H3V14H0V16ZM5 21H6V17H5ZM32 26H34V25H29V27H32ZM30 59V58H29ZM27 63V62H26ZM25 101H26V99H25ZM25 101H24V103H25ZM1 115H3L2 113H0ZM5 119H6V117H4ZM17 128V127H16ZM51 129V128H50ZM53 132H54V130L53 129H51Z\"/></svg>", "mask_w": 264, "mask_h": 264}]
</instances>
